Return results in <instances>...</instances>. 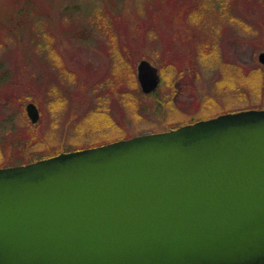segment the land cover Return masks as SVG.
<instances>
[{
  "label": "rangeland",
  "instance_id": "obj_1",
  "mask_svg": "<svg viewBox=\"0 0 264 264\" xmlns=\"http://www.w3.org/2000/svg\"><path fill=\"white\" fill-rule=\"evenodd\" d=\"M262 53L264 0H0V168L264 110Z\"/></svg>",
  "mask_w": 264,
  "mask_h": 264
},
{
  "label": "water",
  "instance_id": "obj_2",
  "mask_svg": "<svg viewBox=\"0 0 264 264\" xmlns=\"http://www.w3.org/2000/svg\"><path fill=\"white\" fill-rule=\"evenodd\" d=\"M0 264H264V110L0 168Z\"/></svg>",
  "mask_w": 264,
  "mask_h": 264
},
{
  "label": "trees",
  "instance_id": "obj_3",
  "mask_svg": "<svg viewBox=\"0 0 264 264\" xmlns=\"http://www.w3.org/2000/svg\"><path fill=\"white\" fill-rule=\"evenodd\" d=\"M137 93H138V92H137ZM139 93H140V94H139ZM139 93H138L139 96H141V95L143 96V94H142L140 91H139ZM142 96H141V97H142ZM171 129H174V128H171ZM69 152H71V151H67V150H66V153H69ZM72 152H73V151H72ZM66 153H65V154H66Z\"/></svg>",
  "mask_w": 264,
  "mask_h": 264
}]
</instances>
